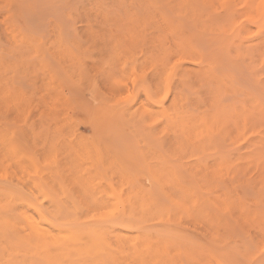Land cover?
Wrapping results in <instances>:
<instances>
[{"label":"rangeland","instance_id":"rangeland-1","mask_svg":"<svg viewBox=\"0 0 264 264\" xmlns=\"http://www.w3.org/2000/svg\"><path fill=\"white\" fill-rule=\"evenodd\" d=\"M263 10L0 0V264H167L168 232L204 251L194 264H264L262 126L208 137L216 97L194 72L213 68L224 104H264ZM193 36L204 62L181 51Z\"/></svg>","mask_w":264,"mask_h":264},{"label":"bare ground","instance_id":"bare-ground-1","mask_svg":"<svg viewBox=\"0 0 264 264\" xmlns=\"http://www.w3.org/2000/svg\"><path fill=\"white\" fill-rule=\"evenodd\" d=\"M241 7V6H240ZM221 11V9L219 10ZM264 11V10H263ZM219 13V12H218ZM221 13H223V11H221ZM262 13V12H261ZM264 13V12H263ZM263 15V14H261ZM221 16V15H220ZM217 17V16H216ZM222 17V16H221ZM264 16L260 17L261 19H263ZM218 19V18H217ZM219 20V19H218ZM246 20V19H245ZM244 20V21H245ZM264 20V19H263ZM183 21V20H182ZM188 22V21H187ZM243 22V21H242ZM257 22V21H256ZM184 23V22H183ZM192 23V22H191ZM241 23V22H240ZM242 24V23H241ZM187 25V24H186ZM190 26V25H189ZM240 26V25H239ZM189 28V27H188ZM239 28V27H238ZM193 29V28H192ZM196 29V28H195ZM236 29V27H235ZM234 29V30H235ZM236 31H238L236 29ZM172 33H174L172 31ZM171 33V34H172ZM232 33V32H231ZM239 31L237 32L236 36L238 35ZM213 34V33H212ZM215 34V33H214ZM218 34V33H217ZM226 35V33H224ZM233 34V33H232ZM175 36V35H174ZM222 36V34H221ZM226 37V36H225ZM239 37V35H238ZM203 38V37H202ZM236 38V37H235ZM204 39V38H203ZM234 39V38H233ZM246 39V38H245ZM223 40V39H222ZM216 41V40H215ZM219 42V39L217 40ZM233 41V40H231ZM182 42L185 43V45L188 47V50L186 49L185 45H181V51L182 53H186V52H190L193 53L194 55H197L198 57H200L202 59V62H204V58L207 56L205 54V48H207V46H201V41H199L198 36H193V37H188L186 39L182 38ZM205 42H207L205 40ZM204 42V44H206ZM222 42V41H221ZM234 42V41H233ZM208 43V42H207ZM217 43V42H216ZM203 44V43H202ZM213 44V40L211 43V46ZM215 44V43H214ZM204 47V48H203ZM228 47V46H227ZM211 48V47H209ZM224 51V50H223ZM227 52V51H226ZM228 53V52H227ZM217 56V55H216ZM184 61V60H183ZM201 62V63H202ZM236 64V63H235ZM210 66V64H208ZM237 65V64H236ZM174 68L175 65L173 66ZM234 68V67H233ZM235 69V68H234ZM246 69V68H245ZM175 70V69H173ZM246 71V70H245ZM249 71V70H248ZM252 71V70H251ZM194 72H196L197 74L195 75V77H197V80L199 81V83L203 86H207L209 89L213 90V93L216 97V106L213 109V113H212V120H213V124L208 127V137L211 138L218 136L221 132H222V125L225 122L230 121L233 117L234 121H240L243 122L244 127L247 128V123L251 124L254 126L256 125H261L262 129L259 132V136H260V146L264 147V104L259 101L258 99H254V105H253V110H248L246 108H243V110H239L237 108V106H235V104H224L223 100H226L225 98L222 100V96L218 93L217 96V90L213 88L214 83H213V79L210 76H214L212 74H215L213 68H210V71L207 68H202V67H198V68H194ZM238 72V71H236ZM174 73V71H173ZM247 73V72H246ZM171 83V82H170ZM170 86V85H169ZM194 85L191 82V77L190 75H188L187 73H183L181 72L180 77H179V82L176 86V92H175V97H174V103H176V101L178 100V98L180 96L183 97V90H185L186 88H191ZM216 88H218V86L221 85H215ZM234 87H237L236 84H234ZM167 89V88H166ZM169 90V89H168ZM167 90V91H168ZM191 90V89H190ZM235 90V88H234ZM240 92V91H239ZM240 95V93H237ZM165 96V93L163 94ZM231 95V94H230ZM230 95H227V98L230 97ZM189 96V94H188ZM165 98V97H164ZM187 98V97H186ZM163 99V98H162ZM188 99V98H187ZM165 100V99H164ZM163 100V101H164ZM228 100V99H227ZM162 102V100H161ZM190 107V106H189ZM193 108V107H192ZM196 110V109H195ZM95 114L97 112H94ZM198 113V112H197ZM235 115V116H234ZM184 113L183 112H177L176 115H174V117L178 119H181L180 121L183 122L185 120L184 118ZM170 119V118H169ZM224 143V142H223ZM232 145V144H231ZM189 146V145H188ZM228 146V145H227ZM237 146V145H235ZM224 147V146H223ZM221 148V146H220ZM231 149V148H230ZM181 150V149H180ZM184 151V150H183ZM195 152V151H194ZM173 156V154H172ZM171 157V156H170ZM205 157V156H204ZM202 156V158H204ZM262 157L264 158V153L262 154ZM174 158H176L174 156ZM173 158V159H174ZM207 159V158H204ZM203 159V160H204ZM175 160V159H174ZM178 160V159H176ZM181 160V159H180ZM179 161V160H178ZM182 161V160H181ZM202 161V160H201ZM264 161V159H263ZM171 164V163H170ZM170 172L174 175V179L177 182H180L181 180L179 179V172L177 169L174 168H169ZM195 177V176H194ZM199 177L200 179H202V175L201 176H196ZM202 177V178H201ZM161 178V177H159ZM197 179V178H196ZM218 179V178H217ZM204 180V178H203ZM216 180V179H215ZM214 180V181H215ZM220 181V180H219ZM187 183V182H186ZM248 187V185H247ZM165 190V189H164ZM251 190V189H250ZM249 191V189H248ZM253 192V191H252ZM252 192L250 194H252ZM155 193V191H154ZM167 193V192H166ZM164 198V197H162ZM207 200V199H206ZM220 211V210H219ZM221 212V211H220ZM224 213V212H223ZM236 226V224H235ZM54 230H57L59 232H66L69 233V231L62 229V228H57L54 227ZM216 243V242H215ZM219 243V242H218ZM217 243V244H218ZM220 246V244H219ZM216 250V249H215ZM198 252V253H202L204 254V251L198 250V249H194V251L190 250L188 248L187 242H182V239L174 233L168 232V234L166 235V239H165V253H166V261L167 264H194L193 263V259H194V253ZM219 253V252H218ZM225 261V260H224ZM217 264H222L219 262V260H216ZM216 264V263H215ZM227 264V263H226Z\"/></svg>","mask_w":264,"mask_h":264}]
</instances>
